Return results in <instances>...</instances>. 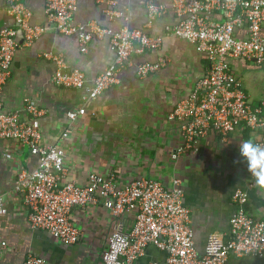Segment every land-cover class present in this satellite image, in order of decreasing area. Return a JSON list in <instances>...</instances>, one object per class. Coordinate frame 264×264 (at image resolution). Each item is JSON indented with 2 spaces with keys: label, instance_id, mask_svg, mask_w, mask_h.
Here are the masks:
<instances>
[{
  "label": "crops",
  "instance_id": "obj_1",
  "mask_svg": "<svg viewBox=\"0 0 264 264\" xmlns=\"http://www.w3.org/2000/svg\"><path fill=\"white\" fill-rule=\"evenodd\" d=\"M23 1L31 11V23L47 29L30 46L21 44L19 36L20 45L13 59L12 76L3 88L2 105L6 111H19L23 122L41 132L44 143L65 150L67 174L63 183L85 186L89 176L95 174L101 179L113 177L121 188L140 178L172 188L175 178H180L184 202L191 208L198 255L204 253L210 236L229 239V220L238 210L233 200L235 192L247 194L241 206L244 213L264 222V190L248 177L246 162L233 163L240 159L239 143L248 137L257 142L261 131L249 130L239 123L226 138L210 132L198 155L188 153L178 160L172 157L182 139L178 125L168 120V115L208 70L204 56L192 44L168 33L167 29L182 19L173 9V0H77L73 17L77 24L95 23L112 32L129 26L163 37L160 49L133 54L132 65L120 72L118 84L96 100L88 98V90L115 61L110 38L94 39L82 52L76 35L65 36L56 31L44 0ZM150 3L163 6L165 14L148 25ZM110 10L123 13V17L111 19ZM213 19L220 21L221 17L215 14ZM17 26L9 1L0 0V29ZM236 34L244 38L246 31L238 29ZM261 35L264 37V25ZM47 54L61 56L68 71L84 72L85 87L67 89L54 85L51 80L57 65L46 59ZM160 59L167 63L154 74L144 78L137 74V65ZM229 65L251 103L264 100V65L245 59H230ZM24 98L43 110V115L34 118L26 114L22 110ZM80 109H85V114L71 121L68 113ZM37 164L38 158L27 144L0 139V196L8 209L0 216V235L6 241V245L0 244V264H23L30 254L43 256L45 264H102L114 227L131 230L133 213L115 215L101 201L73 207L71 220L79 230V239L73 244L31 227L29 208L15 192V181L21 171H31ZM169 257V250L152 244L137 264H169ZM225 264H264V256L230 255Z\"/></svg>",
  "mask_w": 264,
  "mask_h": 264
},
{
  "label": "built area",
  "instance_id": "obj_2",
  "mask_svg": "<svg viewBox=\"0 0 264 264\" xmlns=\"http://www.w3.org/2000/svg\"><path fill=\"white\" fill-rule=\"evenodd\" d=\"M8 1L18 26L0 29V139L27 144L31 154L38 158L36 168L21 171L15 181V192L29 208L31 227L44 229L54 238L73 244L79 239V230L71 220L72 208L101 201L115 215L132 212L135 221L129 231L120 225L114 227L102 255V264H137L152 244L170 251L169 264H225L230 255L263 257L264 222L244 213L241 206L247 194L241 190L233 196L238 210L229 220V239L222 241L210 236L204 253L198 255L191 226V208L184 202L180 178H175L172 188L143 178L121 188L113 177L101 179L95 174L89 176L85 186L63 183L67 174L65 150L44 143L41 132L32 124L23 122L19 111L3 109V88L12 76L13 59L20 45L19 36L22 37L21 44L30 46L47 29L44 25L31 23V11L23 0ZM44 1L49 21L56 31L65 36L76 35L82 52L87 51L94 39L110 38L115 61L88 90L91 100H96L118 84L120 72L132 65L133 54L162 47V36H150L141 29L126 26L112 32L95 23H75L73 17L77 11V0ZM172 6L182 19L168 28V33L192 44L208 63L207 73L195 82L192 91L168 115V120L178 125L182 139L173 159L178 160L188 153L198 155L202 141L210 132L226 138L239 123L249 130L261 131L262 136L256 143L264 145V100L251 103L229 65L230 59H245L264 65V37L261 35L264 0H173ZM147 12L150 25L165 14V8L150 3ZM215 14L221 17L220 21L213 19ZM108 15L111 19L123 17V13L116 10H110ZM242 28L246 31L244 38L236 34ZM45 57L57 65L51 80L54 85L67 89L85 87L87 77L84 72L66 70L61 56L47 54ZM166 63L165 59L142 63L136 66V71L144 78ZM22 108L34 118L44 113L29 98L23 99ZM85 111L69 112L68 118L75 121ZM7 211L4 197L0 196V216ZM0 244L6 245L1 235ZM45 262L43 256L30 254L23 264Z\"/></svg>",
  "mask_w": 264,
  "mask_h": 264
},
{
  "label": "clouds",
  "instance_id": "obj_3",
  "mask_svg": "<svg viewBox=\"0 0 264 264\" xmlns=\"http://www.w3.org/2000/svg\"><path fill=\"white\" fill-rule=\"evenodd\" d=\"M238 154L240 159L233 163L246 162L247 171L254 179L256 187L264 190V145H260L252 137H248L239 143Z\"/></svg>",
  "mask_w": 264,
  "mask_h": 264
}]
</instances>
